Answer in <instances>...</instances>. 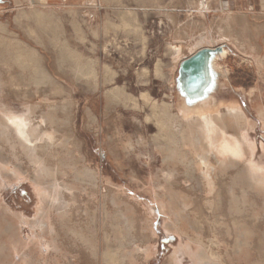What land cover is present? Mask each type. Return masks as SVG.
Returning a JSON list of instances; mask_svg holds the SVG:
<instances>
[{
    "label": "rangeland",
    "instance_id": "rangeland-1",
    "mask_svg": "<svg viewBox=\"0 0 264 264\" xmlns=\"http://www.w3.org/2000/svg\"><path fill=\"white\" fill-rule=\"evenodd\" d=\"M203 1L0 0V117L43 124L35 149L0 130V264H264V0ZM223 46L190 84L183 61ZM198 101L233 140L241 105L254 154L201 163Z\"/></svg>",
    "mask_w": 264,
    "mask_h": 264
},
{
    "label": "bare ground",
    "instance_id": "bare-ground-1",
    "mask_svg": "<svg viewBox=\"0 0 264 264\" xmlns=\"http://www.w3.org/2000/svg\"><path fill=\"white\" fill-rule=\"evenodd\" d=\"M207 8H208L207 1L204 0L203 9L207 10ZM224 10L230 11L228 7H226ZM263 27H264V24H263ZM247 29H249L248 24L246 27L245 24L242 22V19L237 14H230L229 16L222 18L220 22V31L224 33V36H222L221 39L224 41L226 40L227 43L234 41L237 45L239 44L242 47H245V46L249 47L247 44V41L249 38L248 36H246ZM228 54H229V50L227 47H224V46L220 47L218 50L212 49L211 51H209L207 54V63H206L209 70L214 71V72L218 71L220 69L219 61L224 58H227ZM262 61L264 62V59H262ZM86 66H83L84 68L83 67L80 68L79 71L83 75H90L91 73L89 74V71H91L90 70L91 67L89 65H86ZM209 90L207 88L206 91H209ZM256 102H257L256 110L259 113V115L262 117V119L264 120V104L259 103V101H256ZM197 103H199V101L196 102V104L194 102L192 103L190 102L187 104L186 119L198 120L202 126L203 140L206 144V147L204 148V150L207 151V153L206 155L199 156V161L201 163H204V164L208 163L209 162L207 160L208 156H214L217 159L218 163L222 165L228 160H232V161L238 160L239 161L242 157L245 156V154H254V149L256 148V146H254L253 143L247 142L248 133H247V129L245 128L246 118H245L244 112L242 110L243 108L241 107V105L237 103L229 104L227 105V109L225 111L228 115L232 116L234 119L237 120V123L239 124V126H242V129L240 130L241 131L240 137H239L240 139L238 138V139L233 140L227 137L226 131L222 129V127H220L219 125V121L224 117L223 113L221 111H218L216 113L209 112L201 107L200 104L203 102H201L199 105H197ZM210 105H215V103L214 104L210 103ZM253 105L255 106V104ZM205 106L207 107V105ZM159 113H160L159 110L154 109V116L156 115V118L158 117V124L161 126L160 134L162 133L164 134L166 130V125L168 123L165 122L164 119L161 117L164 114V112L163 113L161 112L162 114H159ZM35 123L36 122H34L32 117H30L29 115H19L12 111L6 110V111H3L2 116L0 117V130L3 129L4 132L12 134L16 139H18L23 144H25L29 149H35L37 146L38 139H36L33 135V131L35 128L34 126L43 125L42 123H37V124ZM45 134L48 136V139L50 141L54 140L53 135L51 133L48 132ZM250 170L254 178L263 177V174H264L263 168L256 167V165L255 166L250 165ZM147 252L149 254L150 248L148 249ZM170 263L179 264L178 255L176 253L172 256Z\"/></svg>",
    "mask_w": 264,
    "mask_h": 264
},
{
    "label": "water",
    "instance_id": "water-1",
    "mask_svg": "<svg viewBox=\"0 0 264 264\" xmlns=\"http://www.w3.org/2000/svg\"><path fill=\"white\" fill-rule=\"evenodd\" d=\"M218 48H205L197 53L193 54L191 57L187 58L182 63V70L188 72L190 75V84L196 83L198 79L201 78L202 69L204 64L207 66V54L212 49L218 50ZM208 67V66H207Z\"/></svg>",
    "mask_w": 264,
    "mask_h": 264
}]
</instances>
